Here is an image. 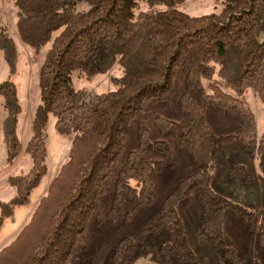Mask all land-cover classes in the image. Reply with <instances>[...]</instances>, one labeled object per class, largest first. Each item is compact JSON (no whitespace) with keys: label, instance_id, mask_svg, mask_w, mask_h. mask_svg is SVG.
I'll list each match as a JSON object with an SVG mask.
<instances>
[{"label":"trees","instance_id":"obj_1","mask_svg":"<svg viewBox=\"0 0 264 264\" xmlns=\"http://www.w3.org/2000/svg\"><path fill=\"white\" fill-rule=\"evenodd\" d=\"M13 1L20 40L35 53L47 51L38 80L40 104L24 151L17 87L0 85L7 163L21 154L31 159L26 174L8 179L15 196L0 201V231L47 175L53 120L57 133L72 139V148L18 242L0 254V264H74L88 246L92 224H131L156 203L159 178L175 166L177 155L186 156L195 172L174 187L142 232L117 243L109 264L131 263L149 236L163 232L169 238L160 248L166 260L197 264L178 211L195 198L212 247L237 260L225 242V217L231 213L257 230L264 253V209L250 212L211 187L218 156L233 145L255 158L264 179V134L258 137L255 112L245 99L251 91L264 104V0H220L217 13L202 16L180 9L188 0ZM0 53L14 75L19 52L1 22ZM114 67L122 76L112 80L111 92L90 94L71 85L75 74L92 80ZM175 103L180 121L155 114ZM209 111L235 123L236 132L216 135ZM152 130L161 140H151ZM134 131L138 146L125 157ZM230 176L247 184L255 179L242 165ZM129 202L134 206L127 212Z\"/></svg>","mask_w":264,"mask_h":264},{"label":"rangeland","instance_id":"obj_2","mask_svg":"<svg viewBox=\"0 0 264 264\" xmlns=\"http://www.w3.org/2000/svg\"><path fill=\"white\" fill-rule=\"evenodd\" d=\"M219 1L188 0L180 9L191 16L217 13L220 10ZM0 22L14 39L19 52L17 71L14 75L9 73V66L0 53V85L4 82H12L17 87L18 99L21 105L18 136L24 151L31 138L32 123L40 104L38 80L47 49L35 53L20 40L16 28L17 16L13 0H0ZM121 76L122 72L118 67H114L108 74L99 75L92 80L75 74L72 77L71 85L75 90L86 91L90 94L108 93L115 88L112 80ZM245 99L249 101L255 112L257 135L260 138L264 134V104L251 91L245 95ZM155 114L172 121L181 120L176 103L168 109L157 108ZM5 117L3 99L0 98V201L7 203L15 196V190L8 184V179L26 174L31 168V159L21 154L14 163H7V154L2 136V124ZM207 120L216 135L226 136L236 132V124L226 120L217 112L209 111ZM151 140H161L155 130L151 132ZM137 146V133L134 131L124 156L126 157L134 151ZM47 148V175L44 177L41 186L30 196L28 204L17 208L6 219L5 225L0 231V254L18 242L17 235L30 222L32 213L37 208L40 200L49 191L52 180L68 160L72 148V139L57 133L54 120L48 127ZM156 158L160 159L161 157L157 156ZM241 165L245 166L248 173L254 175L255 179L252 183L247 184L242 179L230 176V172ZM194 172L195 169L189 164L187 157L177 155L175 166L167 167L159 178L156 203L144 209L131 224L122 222L116 228H110L105 223L101 226L92 224L89 230L88 246L86 250H81L76 254L74 264H109L117 243L123 238L134 237L142 232L158 216L164 199L174 187ZM213 174L214 179L211 187L214 192L241 205L250 212H258L264 209V179L259 175L255 158L248 152L243 151L237 145L227 147L218 156ZM133 206V203L129 202L126 211L132 210ZM107 211V208L104 209V214ZM178 211L183 221L188 246L198 258L197 264H264V253L259 245L257 230L250 229L231 213H227L225 217V242L227 248L236 251L237 260L235 261L226 257V249L212 247L208 243L203 232L204 222L201 207L196 198L190 207L180 204ZM44 212L45 210L40 218H45L46 214ZM168 241L169 238L166 232L158 236H149L144 246H140L135 250L132 262L125 264H180L174 257L166 260L161 255L160 248ZM15 252L13 257L16 255Z\"/></svg>","mask_w":264,"mask_h":264}]
</instances>
